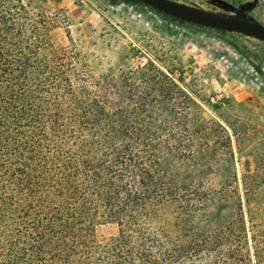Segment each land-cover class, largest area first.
Masks as SVG:
<instances>
[{
	"label": "trees",
	"instance_id": "16d2710c",
	"mask_svg": "<svg viewBox=\"0 0 264 264\" xmlns=\"http://www.w3.org/2000/svg\"><path fill=\"white\" fill-rule=\"evenodd\" d=\"M65 21L46 0H0V264H258L238 190L213 189V228L195 219L212 188L179 175L212 163V139L228 156L231 134L152 61L98 74L71 38L56 47ZM102 223L117 233L98 239Z\"/></svg>",
	"mask_w": 264,
	"mask_h": 264
},
{
	"label": "rangeland",
	"instance_id": "374dc122",
	"mask_svg": "<svg viewBox=\"0 0 264 264\" xmlns=\"http://www.w3.org/2000/svg\"><path fill=\"white\" fill-rule=\"evenodd\" d=\"M173 1L264 24V0H224L233 7L216 0ZM46 4L51 10L61 9L67 20L51 31L53 44L61 48L70 44V38L77 42L96 73L137 70L152 61L183 78L191 93L205 102L204 114L231 134L232 151L224 157L218 140L212 139V163H178L179 175L204 181L212 188V197L213 189L226 182L238 190L247 229L261 230L258 264H264V41L185 21L135 0H46ZM234 200L233 195L229 205ZM217 202V198L212 202L211 212L200 210L196 221L205 225L212 219L213 228L220 226ZM116 233L114 223L96 227L98 239Z\"/></svg>",
	"mask_w": 264,
	"mask_h": 264
},
{
	"label": "water",
	"instance_id": "95a60500",
	"mask_svg": "<svg viewBox=\"0 0 264 264\" xmlns=\"http://www.w3.org/2000/svg\"><path fill=\"white\" fill-rule=\"evenodd\" d=\"M146 3L166 14L179 19L189 21L202 26L212 27L219 30L238 32L253 36L264 41V24L242 18L225 16L195 9L173 0H135ZM224 5L233 7L224 0H216Z\"/></svg>",
	"mask_w": 264,
	"mask_h": 264
}]
</instances>
